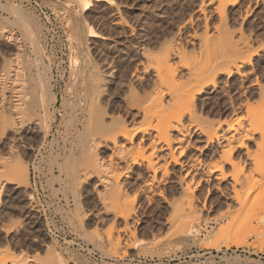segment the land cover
Returning <instances> with one entry per match:
<instances>
[{
	"label": "rangeland",
	"instance_id": "374dc122",
	"mask_svg": "<svg viewBox=\"0 0 264 264\" xmlns=\"http://www.w3.org/2000/svg\"><path fill=\"white\" fill-rule=\"evenodd\" d=\"M201 1L203 0H114V3L109 5L106 1L103 0H92L89 2L88 6H85L86 8H84V10L82 9V12L87 20L88 25L94 30L102 32L104 35L102 38L89 37L87 42L92 60L96 61V63L101 67L108 80L107 84L104 86L105 91L103 90L102 91L103 93L101 94V100H103V102L105 103L104 105H108L107 107L114 111L122 110L121 113L126 114L125 104L127 102L126 97L129 95V89L132 87L130 85L133 86H136L138 84L140 85L141 82L139 81L141 76L146 79L145 81H147L148 77H150L153 74V70L151 69L147 70V68L145 67L146 66L145 64L147 62L145 61L149 57H151L149 58L150 60L152 59V57L159 56L160 54H162L163 53L162 51L165 48L164 47L165 44L168 45L167 43L169 42L167 41H169V39L171 40V38L176 37L175 40H178V42L175 40H171V42L175 41L176 44L177 43L183 44L184 42V45L187 46V47L185 46V49L186 48L188 49V50L186 49L187 57L189 56L192 57L193 56L192 52L194 51L195 56L199 58L202 56V60L206 61V63L209 61L210 58L209 56H212L209 54L210 53L213 54L216 52L215 48L217 47L218 40L220 39L219 37H218L219 39H217L216 36L221 35V34H217L219 31L217 30V27L219 26L218 24L219 16L217 13L211 10L214 9L212 5L208 6L206 12L207 15L209 16L208 19L210 20L208 21L209 22L208 27H206L204 24L206 19L203 13L199 10L200 7L199 5H201ZM236 2L231 6L229 5L227 8L228 20L226 23V27H224V29L226 30V28H228L229 30L228 29L227 30L228 33L230 32V34L233 32L232 36L234 37V39L236 38V40L237 39L239 40L241 38L240 35L242 34H238L240 33L239 31L241 29H242L241 31L242 33L243 32L246 33V34L243 33L244 36L248 37L250 35L249 45H248L249 53L247 52L248 49L246 47L245 51L246 50L247 51L244 52V55L251 54L252 64H249L244 68H242L240 73L234 72V74H232L231 76H227L225 74L219 75L218 78L219 83L217 90H214V88L211 87L210 89H208L206 93L202 95L201 100L204 101L206 105L211 102L212 103L209 105L213 104L212 106H209V108L212 109V111H210L211 114L209 115V120H211V122L213 123L210 125L209 123L205 124L209 133H213L216 128L218 129L220 124L224 125L223 127H226L224 122L225 120L228 121L229 119H230L229 121L233 122L234 124L237 122L240 123L242 122V124L245 125L247 122L246 121L247 103L251 105L255 103L256 104L260 103V101L264 97V3H263L264 1L237 0ZM18 7L20 8V10L22 8V10H24L26 15H28L29 17L31 16L30 18H32L36 22V25H38V27L35 25L37 30L36 32L38 33H35L34 35L35 43L36 40L38 39L36 45L40 47L39 50L37 51H33L35 47L34 46L32 47L33 44L31 45L30 44L31 42H29L25 38V36H23L24 32L22 31L21 26L19 24L10 23L11 26H9V29H11L10 31L14 33L15 36H17L16 38H20L18 43L21 44V48L24 51V55L20 59L21 62L19 63V61H17L15 63H18L17 66L18 67L20 66L22 70L25 69L23 71L22 78H25L24 84H26L25 87H27L26 90L29 94L27 96L28 100L29 99L31 100L34 96L32 91L34 82L32 78H35L36 80L39 78H43L44 80H42V83L44 82L51 84L53 87L52 90L58 95V100L56 102L51 103L50 106L48 105V109L40 105L39 109L38 108H36L37 110L35 109L36 112L35 110L30 111L27 115L33 116L32 118L28 117L29 119H32L28 121L31 123V125L28 126L29 123L27 122L28 120L27 118L26 122L23 124V127H21L22 129L23 128L24 129L22 130L20 128V132L16 135L13 134V132L11 131H7V133L6 132L3 133V128L0 124V159H2L3 161H8L11 159V155L13 153L18 155L19 154L18 152H20L22 154V155L20 154V157L25 159L24 163H26V165L28 164L27 168L29 171V180L27 184L28 186L26 185L27 188H25L26 186L17 187L16 183L14 184L8 182L6 183L4 182L3 179L4 177L0 176V188H1L0 262H1V258L4 257L5 254L4 250L7 247H10L7 248L6 250L13 249L12 251H14V253L16 254H19L20 252H22V250L23 252L26 251L30 253L32 258L34 259L33 264L34 263L41 264L42 260L46 256L45 254L47 249L46 246L48 245V243H51L64 255L66 259L65 262L66 264L91 263L90 259L86 258L75 248L71 246L61 245L55 239H52L45 232V230L43 229V217L39 214L37 210L35 212L33 209L30 208V206L32 205L31 200L34 199L32 192L34 191L36 192L39 188L41 192L40 195H42V189H48V191H50L52 194H56L57 192L62 190L65 196L68 195L73 196L74 199L73 215L80 224L81 235L84 238H86V240L89 243H91L94 246V248L102 252L104 256H115V255H119L120 253H124V254L129 253L134 255L137 254L140 256L153 257V256H163L166 254L173 253V254H177V259L175 261L177 264H192V262L195 260L196 257L198 258L197 263L202 264V262H200L202 252L200 251L205 249L218 248L219 250V249L228 248L229 249L227 253L228 255L227 257H225V261L222 264H264V226L262 225V227L260 228L262 230V233L259 235L260 236L259 239L255 234L252 233L250 226L248 225L247 227L245 225L246 231H244L243 229L241 230L243 234L241 235V233L238 232V235L240 234L241 235V237L239 236L240 239L243 238V240L246 243L244 242V244L242 245H236L233 244L232 241L230 242L231 240L230 238L235 239L234 235L237 236V234L232 235V232L236 230L234 228L232 229V227L233 224L235 223V220L238 219L239 216H242V214L238 215L240 214V211L242 209V207L240 208L239 205H241L242 202H245V199L240 203L239 201L238 202L236 201L237 199H235V197L228 199L230 196H232L231 186H228L227 188L228 184L225 185L226 182H229V178L223 181L220 179L217 180L213 178L214 176L207 179L206 176L204 178V172L202 170L196 171L197 178L200 177L202 178H201L200 186H196L197 187V189L195 190L196 196L194 198L196 199L194 200L195 207L196 209L197 208L199 209V210L198 209L195 210L196 214L199 215L198 216L199 220L195 221V223H197L199 227L201 226L200 227L201 232L198 235L196 234V232L195 233L193 232V236H190L187 240L182 241L183 243L178 239L176 233L179 230L176 226L171 225L172 219H174V216H176L175 215L176 212L175 213L173 212L176 210L173 208H175L176 203L179 204L177 200H179V202L181 201L180 190L178 189L179 186L174 183L176 177L179 176V174L182 173L183 170H181L180 167L177 165L170 167V175H171L170 178L165 182H162L161 184L162 189L167 188L165 192L167 193L166 196L168 197V199H170L168 203H166L164 199H162L163 197H161L157 193L155 195H151V193H145V194L137 193L138 186L144 184L143 183L144 181H142V179L144 178L146 179L145 176L149 177L147 174H143L145 172L144 167L139 168L137 166L136 168L133 169L134 171L131 170L127 172L128 176L126 175L123 176L124 180L123 179L122 180L126 184L124 185L125 186L124 191L126 192L123 193V195H125L126 197V198L124 197V199L128 201L133 200L134 202L132 201V203L136 208L135 211L136 213L132 214V217L135 220L131 221L130 219V223H131L130 228L132 231L136 232V237H135L136 239L135 238L133 239V237L131 239L130 236L128 237H130L131 239L130 243H133L135 241L139 243V245L134 244L133 246L134 248L128 245L130 241L129 238L125 233L119 231V228L123 226V222L117 221L115 219L114 213L111 212V210L109 209L107 210L103 206V204L101 205V200H99L100 199L99 196L96 195V188L94 187L97 179L92 178L85 182L78 173L76 174L74 172V170L71 171V169L68 168L69 170L67 169L66 173L63 171L64 169H66L63 168L64 167L63 165H66L64 163L65 162L68 163L70 159L78 156L81 150L84 148V146L81 145V142L84 141V139L82 137L81 139L79 138L80 134L79 132L76 133V129L80 128L79 130L81 129L83 130L81 126H83V123L87 121V119H85L87 118L86 117L87 111H85L84 113L81 110L84 108L83 107L84 104L86 106V101L83 99V96L81 94L82 92L77 88L78 86L77 82L74 84V81L72 80V77L74 76L73 74H75L73 72L74 70L73 68L75 67L71 59L72 39L70 36L71 34L70 21L72 19L71 17L73 16L74 12L79 10L80 6L76 0H0V19L5 22L6 20L8 21H11V19L13 20L14 18L12 14L16 8L19 9ZM12 9H14L13 12L11 11ZM239 27L240 29H238ZM215 29L217 30V32ZM205 41L207 43L209 42L212 45L207 46L209 43L208 44L205 43L206 47L203 46L205 45L203 44V42ZM261 44L263 47L261 46ZM210 47H213V49H211ZM202 48L203 49L207 48L208 54L205 53L206 52L204 51L205 49L203 50ZM14 51H15L14 45H10V44L5 45L3 43H0V72H1L0 75L1 76L3 75L5 77L4 78L2 76L3 77L2 79L0 76L1 78L0 83L3 82L5 79H7V82L5 80L3 84H0V87H2V85L4 84L10 87L8 88L7 86L6 88L4 85L3 86L4 90L8 89L5 90V92L3 89L0 88L4 92L1 93L0 90L1 93L0 98L2 99V97H5L6 101L10 100L7 99V97L9 98V95L10 94L12 95L14 92L13 90L12 93L5 94L6 92L9 93L11 88L13 89V85L15 84V83H11L14 82L12 81L14 80L12 79L14 75L13 74L12 76L10 75L11 74L10 69L8 70V67L6 66L8 57L13 56ZM23 51L21 52L23 53ZM188 51L190 52L192 51L191 54L188 53ZM201 51H204V53L202 54ZM200 53L201 55L198 56ZM144 56L148 58H145ZM213 57L214 56H212V58ZM193 58L195 57L193 56L192 59ZM174 59L175 60L173 61L174 64L173 66L175 67L176 65L179 64V61L178 60L176 61V59L179 58L175 56ZM204 61L202 62V64H206L204 63ZM197 68L199 69L198 66ZM202 68L204 69V67ZM199 70L201 71V69ZM182 71L184 73L186 72L185 69H182ZM183 78L181 77L179 79V76H177L175 82H178L179 84ZM184 79L186 81V77ZM28 80H32V81H28ZM130 80L132 84L129 85ZM185 81L183 82L185 83ZM230 97L237 99L238 102H241L243 100L241 102L244 103L243 109H241L242 111L239 110V112H236V114L232 113L233 111H231V109L229 108L230 104H228L230 103L229 102ZM81 99L84 100L85 103H83ZM63 100H65V102ZM80 101L82 102L80 103ZM67 102L68 104L71 103L72 106L74 104V107H76L77 110V113L76 114L74 113L75 115L72 113V117L70 118H68L69 113L67 114L65 111V109L68 110L71 107L70 105H67ZM115 102L117 105L114 104ZM118 105L121 107H119ZM200 105L203 106L204 110L206 109L204 107L205 105L202 102H200ZM116 106H118V108ZM78 107L80 108L82 107V108L80 109ZM214 107L216 109H213ZM38 110L40 113L38 112ZM43 110H45L46 112H44ZM34 113H36L37 115ZM54 115L57 117H54ZM204 115H206V113ZM34 117L36 118L38 117V118L36 119ZM39 117H42V120H44L43 122L45 124L44 126L45 128H43V125L42 127L39 124H37L38 126L36 125L35 123L36 120L37 121L41 120V118ZM127 117L129 116L127 115ZM34 119H35L34 122L35 124L33 123ZM129 119H131V117ZM243 119H245V123H243L244 122ZM60 120L61 121L65 120V121L61 122ZM71 120L74 122L72 123ZM139 120L140 118L138 119V121ZM235 120H237V122H235ZM75 122H78V124ZM65 124L72 125V130L70 129L71 131L70 130L66 131L67 126ZM73 124H75V127L73 126ZM235 125H239V123ZM41 128L44 132H42ZM46 128L48 129L46 130ZM69 131L72 133L70 134ZM173 132L175 136L177 135L175 138L177 139L178 135L180 134L177 133V131H173ZM45 133L47 134L46 136H44ZM10 135L11 136L14 135L15 136V137L13 136L14 138H18L23 142L22 143L19 140L18 142L17 139H15L17 142L14 140V143L16 145L14 146L15 148H12L13 150L12 154H11L12 150H11L10 141H12L13 137L11 139ZM20 136L21 137L23 136L22 139ZM192 137H191L192 139L191 146L194 143L195 145H199V146L203 144L199 139L194 140L195 138ZM73 142L75 145L73 144ZM66 143H68V145ZM7 144L10 145L8 146ZM251 144L253 151H255L256 148L255 146H253V141L250 142V145ZM8 147H10V149ZM142 148H144V151H142V153H144L145 155L147 154L148 157L149 153H147L146 150H150L149 146L148 147L142 146ZM15 150H17V152H14ZM138 151L140 150L138 149ZM237 152H236L237 155H241L240 159H242V156L244 159V160L243 159L240 160L242 165H244V167L240 166V168L243 167L245 169V167L247 166L248 169L250 170L253 169L254 165L252 162H254L253 161L254 158L253 159L249 158L250 156L248 157L247 154L244 155L245 153L241 149ZM263 152H260V150H258L257 152L258 154H260L259 156L260 159H263L264 157L263 154H261ZM97 153L100 156H104L108 158V156L111 153V148H108L107 146L106 147L102 146L97 150ZM189 153L191 154L189 155ZM189 153L187 154L188 157L191 155L194 156L198 152L192 147L190 148ZM208 154H211V156H209ZM73 155L75 156L71 157ZM237 155L235 157H237ZM187 156L184 158L185 159L188 158ZM219 158H220L219 152L207 153V155H203L201 157L202 162L204 164L209 163L208 165L211 164L213 165L215 162L219 163L218 162L220 161ZM205 159L206 162L203 161ZM69 163L67 165H69ZM53 165H56L57 167L56 171H54ZM123 165L124 164L121 163V166ZM249 167H253V168H249ZM227 168L229 169L228 166ZM33 170H35V173ZM66 174L67 176H64ZM140 175L143 176L140 177ZM73 176L75 179L73 178ZM8 177H15V176H8ZM255 177L257 178L258 176L255 175ZM41 179L45 180L43 184L41 183ZM77 181L79 184L76 183ZM175 185H177V187ZM58 186L60 187L58 188ZM225 186L227 189H225ZM207 188H209L210 191L207 190ZM73 189L75 192L73 191ZM258 190H260V188L258 187L257 189H252L251 191L252 195L253 192ZM261 190H264V187ZM261 190L258 193H260ZM24 191L26 194L23 193ZM243 192L246 195L247 194L251 195L250 194L251 192L246 193L245 189ZM243 192L240 195H242ZM28 193L31 194L30 200L28 197L29 196ZM258 193L256 194L254 193L253 196L255 197L258 196L256 200L259 199V201H262L264 203V199H262L264 198L263 197L264 192H262L263 195H261L262 200L260 199V195H257ZM41 197L43 198V195ZM241 197L242 196H240L239 198L242 199L244 196L242 198ZM248 198L250 199V197ZM253 199L255 198H252V200ZM170 201L171 204L175 203V201L176 203L171 205ZM255 201L253 200L251 202L254 203ZM42 202L47 204L44 199H42ZM227 202L229 203V207ZM237 205L239 206L240 211L237 210L238 209ZM262 205L263 204H261L260 206ZM171 206L174 207L172 208ZM34 207L36 208V206ZM231 208H233L232 209L233 212H231L232 211ZM235 211H239L238 214L237 212L235 213ZM244 211L245 210L243 209V211L241 212L243 213ZM232 215H234L235 217ZM232 219H235L234 223L231 221ZM261 224L264 223L261 222ZM223 225L224 227H222ZM239 225L241 224L239 223ZM253 225L254 226L259 225V222L257 220H254ZM226 226L229 227L228 229L231 228L229 230L231 232H227L228 229ZM225 227L226 229H224ZM222 229H224L225 235L223 234ZM109 231H111V233L113 231L112 237L114 238L111 239L112 241L108 239V236L110 235ZM220 232H222V234L221 235L219 234L220 235L219 236L218 233ZM216 234L218 235L217 237L219 239H222L221 242L222 245L220 244V247L211 246V243H209L211 242V240L213 239L215 240V238H213L212 236L216 237ZM229 235L232 236L230 237ZM209 236L213 239L209 240L210 239ZM207 237H209L208 239L209 241L207 239L205 240V238ZM256 238L257 241L255 242ZM5 241L7 242V245L9 243V246L6 245ZM201 241H203V243ZM226 242L230 244L228 247L223 246V243L225 244ZM208 243L210 246L207 245ZM10 259L7 260L6 264H12Z\"/></svg>",
	"mask_w": 264,
	"mask_h": 264
},
{
	"label": "bare ground",
	"instance_id": "6f19581e",
	"mask_svg": "<svg viewBox=\"0 0 264 264\" xmlns=\"http://www.w3.org/2000/svg\"><path fill=\"white\" fill-rule=\"evenodd\" d=\"M76 1L78 2L80 9L77 10L76 12H74L73 16L71 17L72 19L70 21V23H71V34H70V36L72 39V41H71V45H72V47H71L72 48L71 49L72 50L71 59H72L73 65L75 67V68H73L74 69L73 72L75 74H73L74 76L72 77V80L74 81V84L77 82V85H78L77 88H78V90H80L82 92L81 94L83 96V99L86 101V106L84 104L83 109H81L82 107L81 108L78 107V108H80L84 113H85V111H87L86 112L87 118H85V119H87V121H85L86 123L84 122L83 126H81L83 128V130L81 129L82 131L79 130L80 128L76 129V133L79 132V134H80L79 138L81 139V137H82L84 139V141L81 142V145L84 146V148L81 150V152L78 156L74 157L76 154L71 156V157H74V158L70 159V161H69L70 163L68 162L71 167L69 165H67L68 163L65 162L64 164H66L67 167H66V165H63L64 166L63 168H66V169H64V170L62 169V170L65 173H66L68 168H70L71 171L74 170V172L76 174L78 173L80 175V177L83 179V181H85V182L92 179V178H96L97 180L95 182L96 184H95L94 188H96V195H98L100 198V199L99 198L98 199L101 200V205L103 204V206L107 210L108 209L111 210V212L114 213L115 219L117 221L123 222V226L119 228V231L125 233L127 235V237L130 236L131 239H132V237L134 239L136 237V232L132 231L130 228V224H131L130 219H131V221L135 220L132 217V214L136 213L135 212L136 208H135L134 204L132 203L133 200L128 201V200L124 199V197H125V195H123V193L125 192L124 191V187H125L124 185H126V184L123 181L124 180L123 176L124 175L128 176L127 172L133 170L137 166L139 168L144 167L145 172L143 174H147L149 177L145 176L146 179L143 177L144 179H142V181H144L143 182L144 184L141 186L139 185L140 187L138 186L137 193L138 194H140V193H144V194L145 193H151V195H155L157 193L161 197H163L162 199H164V201L166 203H168L170 199H168V197L166 196L167 193L165 192V190L167 188L162 189L161 184H162V182H165L166 180H168L170 178V176H171L170 175V167L174 166V165L179 166L180 169L183 171H182V173L179 174V176L174 175V176H177L174 184H177L179 186L178 189L180 190V195H181L180 200L181 201L179 202V200H177L179 204H177L176 201H175L176 204L172 203V204L176 205L175 208H173L174 206H171V207L176 210L173 212L174 213L176 212L175 215L177 217L174 216L175 220L171 218L172 219L171 225H174L178 228L179 231L176 233L177 234L176 236L178 237V239L181 242L187 240L190 236H193V232L194 233L196 232L197 235L200 234V232H201L200 231L201 226L199 227V225H197V223H195V221L199 220V218H198L199 215L196 214V211H195L198 208L196 209V207H195L194 200H196V199H194V198L196 196L195 195V190L197 189L196 186H200L202 177L197 178L196 171L202 170L204 172V178L206 176L207 179H209L210 177H213V176H214L213 178H215L217 180L220 179L222 181L227 180V178H229V182H226L225 185L228 184L227 188H228V186H231L232 196H230L228 199L235 197V199H237L236 201L237 202L239 201V203L244 201V199H245V202H242L241 205H239L240 208L242 207L241 211H243V209L245 211L242 213L240 211V208L238 205H237L238 206L237 210L240 211V214H238L239 211H235V213L237 212L238 215L242 214V216H239V218L236 220L235 219L231 220L233 223L235 220V223H234L235 225L232 223L233 224V227L231 226L232 229L234 228L237 230V231L234 230L232 232V235L237 234V236L234 235L235 239L230 238L231 240L230 239L229 240H230V242L232 241L233 244H236V245L244 244L245 241L243 240V238L240 239V237L243 234V232H241V230L244 229V231H246L245 225L247 227L249 225L252 233L255 234L257 236V238L259 239L260 238L259 235L262 233V230L260 228L262 227V225L264 226V224H261V222L264 223V216H263V214H264V203L262 201H259V199L256 200V198L258 196L255 197L253 195H254V193L255 194L258 193L264 187V161H263L264 157H263V159H260V157H259L260 154L257 153L258 150H260V152L264 151V97L262 100L260 98V100H261L260 103H257V104L255 103L253 105L247 103V105H246V112H247V117H246L247 120L246 121L247 122L245 125L242 124V122L241 123L237 122V120H235V122H237L235 124L239 123V125H235L233 122H230L229 121L230 119L228 118L229 122L227 120H225V122H224L226 127H223L224 125L220 124L218 129L216 128L213 133H209V131L207 130V127L205 125L207 123H209V125L213 123V122H211V120H209V115L211 114L210 111H212V109L209 108V106H212L213 104L209 105L212 103L211 102V103L206 105L205 102L201 100L202 95L204 93H206L208 91V89H210L211 87H213L214 90H217L218 83H219L218 82L219 75L225 74L227 76H231L232 74H234V72L240 73L242 68H244L245 66H247L249 64H252L251 54L250 55H244V52L247 51V50L245 51L246 47H247V49L249 48L248 45H249L250 35L248 37H246V36H244V34H246V33L243 32L244 33L243 34L241 32L242 29L240 31L238 30L240 32L238 34H242V35H240L241 38L239 40L238 39L236 40V38L234 39V37L232 36V34H233L232 31H231L232 33L230 34V32L228 33V30H229L228 28H226V30L228 29L227 32L224 29V27H226V23L228 20L227 19L228 18L227 8L229 5L230 6L233 5L237 0H203V1H201V5H199L200 6L199 10L203 13V15L206 19V21L204 22L206 27H208V23H209L208 21L210 20V19H208L209 16L207 15V12H206L208 6L212 5V7L214 9H211V10H213V12L217 13L219 16V23H218L219 26L217 25L218 26L217 30H219V31L217 34H221V35L216 36L217 39H219V38L220 39L218 40L217 47L215 48L216 52L213 50L215 52L213 54H215V55H213L212 53L209 54V55H212L214 57L212 58V56L208 55L210 57L209 61L207 62L208 64L206 63V61L202 60V56L200 58L195 56L194 51L193 52L191 51L193 53V56L195 57V58H193L194 60L192 59L193 56L191 57L188 55L189 57H187L186 56V54H187L186 49L187 48L185 49L186 45H184V42H183V44H179V43L176 44L175 41L178 42V40H175L176 37H174V36H172L174 38H171V37L170 38H171V40H175V41L171 42V40L169 39V41H167L169 43L166 42L168 45L165 44V46H164L165 48L162 51L163 52L162 54H160L159 56L152 57V59H150V60H149V58H151V57L148 58V57L144 56L145 58H148L147 60H149V61H147V60L145 61V62H147L145 64L146 65L145 67L147 68V70L148 69L153 70V74L150 77H148L147 81H145L146 79L143 78L142 76H141V78L138 77V78H140L139 82H141L140 85L138 84L139 86L138 85H136V86L130 85V84H132L131 83L132 79L130 80L129 85L132 87L130 89L128 88L129 89V95L126 97L127 102L125 104L126 105V112H125L126 114H122L121 113L122 110L119 111L117 109L118 111H114V110L108 108L107 107L108 105H104L105 103L103 102V100H101V94L103 93L102 91L103 90L105 91L104 86L107 84L108 80L106 78L104 71L101 69V67L96 63V61L92 60L91 55H90L89 46H88L87 42H88L89 37L102 38L104 35L102 32L96 31L88 25L87 20L84 17V14L82 12V9L84 10V8H86L85 6H88L89 2L92 0H76ZM103 1H106L109 5L114 3V0H103ZM11 11L13 12L14 9H12ZM244 12H245V10H244ZM246 15H244V16H246ZM12 16L14 19L13 20L11 19V21L6 20V22H5V21H2L0 19V43H3L5 45H7V44L8 45L9 44L14 45V50H15L13 53V56L8 57L7 62H6V66L8 67V70L10 69V73H11L10 75L12 76V74H13L14 75L13 77H15V78L12 77V79H14L12 81H14V82H11V83H15V84L13 85V89L11 88L10 92L8 91L9 93L6 92L5 94H10V93H12L13 90H14V92L12 95L11 94L9 95V98L6 96L7 99H10L7 101H6V98L2 97V95H1L2 99L0 98L1 99L0 100V124L3 128V133H5V132L7 133V131H11V132H13V134L16 135L20 132V128L23 127V124L26 122L27 118L33 117L30 115H27L30 111H33L36 108L39 109L40 105H42L43 107L48 109V105L50 106L51 103L56 102L58 100V95L52 90L53 87L51 84L44 83V82L42 83V80H44L43 78H39L40 79V81H39V79L36 80L35 78L31 77L33 79V82H34L33 88H32L34 96L31 100L29 99L30 101L28 100L27 96L29 94L26 90L27 87H25L26 84H24L25 78H22L23 71L25 69L22 70V68L20 66L19 67L17 66L18 63H15L17 61H19V63L21 62L20 59L24 55V51L21 48V44L18 43L20 38H16L17 36H15L14 33H12L10 31L11 29H9V26H11L10 23H17L21 26V29L24 32L23 36H25V38L29 42H31L30 43L31 45L33 44L32 47L33 46L35 47L33 51H37L40 48L36 45L38 39L36 40V43H35V37H34L35 33H38V32H36L37 31L36 27H35L36 22L32 18H30L31 16L29 17L28 15H26V13L24 12V10H22V8H21V10H20V8L19 9L16 8L15 11L13 12ZM36 26L38 27V25H36ZM227 26H228V24H227ZM240 27H241V25H240ZM240 27L238 29H240ZM217 30H216V32H217ZM238 31H236V32H238ZM251 39H252V36H251ZM174 42L176 45L174 44ZM205 43H207V42L206 41L203 42V44H205ZM209 45H212V44L209 43L207 46H209ZM203 46L206 47V44ZM261 46H262V44H261ZM210 48L213 49V47H210ZM200 49H198V50H200ZM204 49L203 50L206 51L205 53H207V48H204ZM146 50H148V49H146ZM21 51H23V53ZM204 51H201L202 54L204 53ZM191 52L188 51V53H190V54H191ZM209 52H210V50H209ZM247 52L249 53V49ZM197 53H199V52H197ZM142 54H143V52H142ZM200 55H201V53L198 56H200ZM175 56H177L180 60L176 59V61L177 60L179 61V64L174 67L173 61L175 60L174 59ZM81 61H82V63H81ZM203 61L206 64H202ZM200 65L202 67H204V69ZM197 66L199 67V69H201V71L197 68ZM182 69H185L186 72L184 73L182 71ZM2 74H3V72H2ZM31 74H32V72H31ZM28 75H29V73H28ZM2 76H1V78L3 79L4 76L3 77ZM135 76H136V74H135ZM177 76H179V79L181 77L182 78L186 77V81L183 78L181 80L182 83L179 81L181 84L180 83L178 84V82H175ZM5 80L7 82V79H5ZM5 80L3 82H1L0 84H3L5 82ZM9 81H11V80H9ZM28 81H32V80H28ZM183 81H185V83ZM137 82H138V80H137ZM147 82H149V83H147ZM7 84H9V83H7ZM4 85H2V87ZM7 86L8 85H5L6 88H7ZM2 87H0V88L4 90V87L3 88ZM8 88H10V87L8 86ZM3 90H1V93L3 92ZM5 90H8V89H5ZM5 90H4V92H5ZM25 90H26V92H25ZM5 94H4V96H5ZM13 95H14V98H13ZM84 100H82L83 103H85ZM63 101L65 102V100H63ZM82 101H80V103ZM205 101H207V100H205ZM117 102H118V100H117ZM200 102H202L205 105L204 107L206 108L205 109L206 111L204 110L203 106L200 105ZM229 102H230V103H228V104H230L229 108L231 109V111H233L232 112L233 114L234 113L236 114V112H239V110L242 111L241 109H243L244 103L238 102L237 99H234L232 97H230ZM216 103H217V101H216ZM245 103H246V101H245ZM114 104H116V102ZM67 105L71 106L70 109H68V110L65 109L66 113L67 114L69 113L68 118H70V117H72V113L73 114L77 113V110H76V107H74V104L72 106L71 103L68 104V102H67ZM118 106H116V107L118 108ZM119 107H121V106H119ZM220 108H218V109H220ZM47 109H46V111H47ZM213 109H216V108L214 107ZM36 110H35V112H36ZM53 110H54V108H53ZM43 111L46 112L45 110H43ZM52 111H51V114H52ZM203 111L206 113V115H204L205 113ZM38 112H39V110H38ZM38 112H37V114H38ZM217 112H218V110H217ZM70 113H71V116H70ZM34 114H36V113H34ZM26 115H27V117H26ZM127 115L129 117H127ZM54 117H57V116L54 115ZM65 117H67V116H65ZM130 117H131V119H129ZM230 117H231V115H230ZM29 118H28L27 122L29 120H32ZM34 118H36V117H34ZM39 118H41V120H42V117H39ZM139 118L141 121L140 120L138 121ZM243 118H245V117H243ZM79 119H81V118H79ZM41 120H39V121L36 120V122H35V119H34L33 123L35 122L36 125L39 124V125H41V127L43 125V128H45L44 127L45 124L43 122L44 120H42V121ZM65 120H67V119H65ZM65 120H63V121H65ZM63 121H61V122H63ZM77 121H78V119H77ZM212 121H213V119H212ZM243 121H244L243 123H245V119H243ZM73 122L74 121H72V123ZM28 123H29L28 126H30L31 123L30 122H28ZM75 123L78 124V122H75ZM34 124H32V125H34ZM81 124H82V122H81ZM65 125L67 126L66 131L70 130V129L72 130V125H69V124H65ZM73 126L75 127V124H73ZM48 128H49V126H48ZM48 128H46V130ZM76 128H78V127H76ZM25 130H26V128H25ZM38 130H40V129H38ZM41 130H42V128H41ZM173 131H177V133L180 134V135H178L177 139H175L177 135L175 136ZM42 132H44V131L42 130ZM73 132H75V131H73ZM46 133L44 136H46L48 134V133L47 134ZM71 133L72 132H70V134ZM21 134H22V132H21ZM192 135H193V137H192ZM13 136L14 135H12L10 138L12 139ZM14 137H13L12 141H10L11 150H12V148H15L14 146L16 145L14 143V140L15 139H17V141L19 140L18 138H14ZM22 137H21V139H22ZM191 137L195 138L194 140L199 139L203 144L201 146H199V145H195V143L193 142L194 146L193 145L191 146V144H192ZM72 138H73V136H72ZM64 140H65V138H64ZM19 141L22 142V140H19ZM252 141H253V146H255V148H256V149L254 148L256 152L253 151L252 144L250 145V142H252ZM70 143H72V142H70ZM66 144L68 145V143H66ZM73 144H74V142H73ZM102 146H105V147L107 146L108 148H111V153L108 156V158H106L104 156H100L97 153V150L99 148H101ZM142 146L143 147L149 146L150 150H146L147 153H149L148 157H147V154L145 155L144 153H142V151H144V148H142ZM192 147L195 150H197L198 153L196 155H194L195 157L191 155V156H189L190 157L189 158L187 156V154L189 153V150ZM8 148L10 149V147H8ZM140 148L143 150H141ZM138 149L140 151H138ZM240 149L244 151V153H245L244 155L247 154L248 157L250 156L249 158H252V159L254 158L253 159L254 162H252L254 166L251 165L254 168L249 167V168H253V169L250 170V169H248L247 166H246L247 169H246V167H245V169L243 168L244 165H242V163L240 161L243 159V156H242V159H240L241 155H237V153H238L237 151H239ZM12 152H13V150L11 151V154H12ZM14 152H17V150H15ZM139 152H141V153H139ZM215 152H219V156H220V158H219L220 161H218L219 163L215 162L216 164L214 163L213 165L212 164L208 165L209 163L204 164L202 162L201 157L203 155H207V153H215ZM18 153H19L18 155L13 153L11 155V159L8 161H3L2 159H0V176L4 177L3 178L4 182L13 183V184L16 183L17 187H20V186H26L28 184L29 171L27 168L28 164L26 165V163H24L25 159L20 157V154H21L20 152H18ZM190 154L191 153H189V155ZM235 154L237 155V157H235L236 156ZM261 154H263V156H264V152ZM143 155H145V156H143ZM208 155L211 156V154H208ZM186 156L188 158L185 159L184 157H186ZM66 157H68V156H66ZM236 158H238V159H236ZM237 160H239V161H237ZM203 161L206 162V159ZM121 163H123L124 165L121 166ZM227 166L229 167V169L227 168ZM240 166H243V167L240 168ZM60 167H61V165H60ZM254 172H255V174H254ZM140 174H142V173H140ZM255 175H257L258 177L256 178ZM8 176H15V177H8ZM64 176H67V174ZM141 176H143V175H140V177ZM73 178H74V176H73ZM76 183H78V181ZM159 184H160V186H159ZM177 185H175V186L177 187ZM27 186L25 188H27ZM10 187H12V186H10ZM257 187L260 188V190L253 192V195H252V192H251L252 189H257ZM127 188H128V186H127ZM227 188L225 186V189H227ZM13 189H15V188H13ZM222 189H224V188H222ZM244 189H245L246 193L251 192L250 194L252 196L248 195V194L246 195L243 192ZM207 190L210 191L209 188H207ZM73 191H74V189H73ZM242 192L244 195L243 194L240 195ZM262 192H264V190H261V192H260L261 194L260 193L257 194V195H260V199H261V195H263ZM0 193H1V188H0ZM23 193H25V191ZM28 195L27 196L29 197V200H30L31 194L28 193ZM240 196H242V197L244 196V197L243 198L241 197L242 199H240L239 198ZM247 196L250 197V199ZM252 198H255V199H253L254 201L256 200L254 203L251 202V201H253ZM228 199H226V200H228ZM238 199H240V200H238ZM262 199H264V198H262ZM228 202H227V204L229 207L230 202L229 203ZM256 202H258L259 205ZM170 204H171V201H170ZM170 204H168V205H170ZM261 204H263V205L260 206ZM233 205H234V203H233ZM235 206H236V204H235ZM30 208L33 209L35 212L37 210L34 207V205H31ZM172 208H171V210H172ZM232 209L233 208H231V210ZM200 212H201V210H200ZM231 212H233V210ZM230 216H231V214H230ZM232 216H234V215H232ZM173 220H174V222H173ZM254 220H257L259 222V225L254 226L253 225ZM136 221H137V219H136ZM230 222H229V224H230ZM239 223L241 225H239ZM224 225L222 227H224ZM226 227L224 229H226ZM228 228L229 227H227V229ZM224 229H222L223 234L225 232ZM230 229H228L227 232H231V231H229ZM112 230H113V228H112ZM235 231H236V233H235ZM238 232L241 233V235L240 234L238 235ZM109 233H110V235L108 236V239L111 240L112 238H114V237H112L113 231H112V233H111V231H109ZM219 234L221 235L222 232L218 233V235ZM218 235L216 234V237L211 235L213 238H215V240L213 238H211L210 236H209L210 239H209V237H207V238H205V240L206 239L207 240L213 239V240H211V242H209V243H211V246L220 247L222 239H219L217 237ZM130 237H128L130 240V241L128 240L129 243L126 241L128 243V245H130L131 247H133L134 244L139 245V243H137L136 241L133 242V240H132L133 243H130L131 242ZM257 238H256L255 242L257 241ZM118 242H117V244H118ZM201 242L203 243V241H201ZM209 243L207 244L208 246H210ZM6 245H7V242H6ZM229 245L230 244L228 242H226L225 244L223 243V246L228 247ZM7 246H9V243ZM130 246H128V247H130ZM46 247H47L46 252H45L46 256L42 260L41 264H66L65 263L66 259H65L64 255L54 245H52L51 243H48V245ZM7 248H10V247H7ZM6 249L4 250L5 254H4V257L1 258L0 264H6L7 260L10 258H11L10 261L12 262V264H33L34 259L32 258L30 253L26 252L25 250H24L25 252H23V250H22V252H20L19 254H16V253H14V251H12L13 249L12 250L11 249L6 250ZM14 254H16V255H14ZM15 256H17V257H15Z\"/></svg>",
	"mask_w": 264,
	"mask_h": 264
},
{
	"label": "built area",
	"instance_id": "2783aa9c",
	"mask_svg": "<svg viewBox=\"0 0 264 264\" xmlns=\"http://www.w3.org/2000/svg\"><path fill=\"white\" fill-rule=\"evenodd\" d=\"M54 171L57 170L56 165H53ZM35 173V170H33ZM45 182L41 179V183ZM45 185V184H44ZM60 186H58L59 188ZM34 199L31 200L32 205L36 206L37 211L43 217V229L58 243L64 246H71L86 258L91 260L90 264H177V254H166L163 256H140L137 254L120 253L115 256H104L102 252L94 248L86 238L81 235L80 224L73 215V196H65L60 190L56 194H52L48 189H40L32 192ZM36 196V198H35ZM42 199L47 204L42 202ZM229 249H205L200 252V262L202 264H222L227 257ZM194 255V254H193ZM197 257L192 264L197 263Z\"/></svg>",
	"mask_w": 264,
	"mask_h": 264
}]
</instances>
